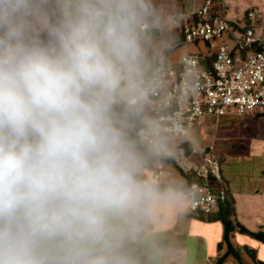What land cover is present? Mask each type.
<instances>
[{
    "label": "clouds",
    "instance_id": "1",
    "mask_svg": "<svg viewBox=\"0 0 264 264\" xmlns=\"http://www.w3.org/2000/svg\"><path fill=\"white\" fill-rule=\"evenodd\" d=\"M153 0H0V264H142L145 226L182 186L148 107Z\"/></svg>",
    "mask_w": 264,
    "mask_h": 264
},
{
    "label": "built area",
    "instance_id": "2",
    "mask_svg": "<svg viewBox=\"0 0 264 264\" xmlns=\"http://www.w3.org/2000/svg\"><path fill=\"white\" fill-rule=\"evenodd\" d=\"M213 4L214 0H202L192 9L169 15L173 29H182V43L203 46L204 51H190L175 61H168L164 50L153 54L155 63L151 71L156 87L148 110L172 129L173 145L171 156L160 158L152 169L146 168V175L151 174L161 185L165 183L163 159L174 156V147L202 119L220 118L229 111L264 112V30L255 29L257 11L248 12L250 27L238 31L225 17L213 13ZM256 45L262 49L254 50ZM213 151L214 146H210L203 152L202 163L196 170L203 182L181 185L185 193L181 199L187 207L179 211V217L208 215L227 201L228 192L221 182ZM151 225L152 221L145 226V237L150 236Z\"/></svg>",
    "mask_w": 264,
    "mask_h": 264
},
{
    "label": "crops",
    "instance_id": "3",
    "mask_svg": "<svg viewBox=\"0 0 264 264\" xmlns=\"http://www.w3.org/2000/svg\"><path fill=\"white\" fill-rule=\"evenodd\" d=\"M201 3L202 0H153L154 7L160 13L166 14L163 17H167L169 11L189 10ZM173 39L174 35H172ZM232 114L242 117V121L236 122L233 128L227 129L222 139H218L219 137L215 135L213 142L200 145L199 154L203 158V152L215 145L213 156L218 160L221 182L228 192L227 201L232 204L233 223L242 224L251 231L264 232V112L237 114L229 111L220 118L207 116L195 126L205 125L204 121L209 118L210 126L216 119L213 126L217 128L221 118L231 119ZM186 141L189 142L187 148H192L189 153L191 155L196 150L193 142L183 139L178 146L183 147L186 153L184 146ZM227 156L229 158H226ZM227 159L231 160L230 166L224 173L222 165H225ZM188 173L190 172H186ZM186 174L183 173L185 180L179 183L180 186L188 183ZM148 176L151 174L148 173ZM172 184L165 182L162 186ZM180 201H183L182 205L174 202L159 207L157 217L152 220L151 234L144 238L140 248L142 264H261L264 262V242L240 231L238 227L231 232L230 243L239 253V257L232 253L221 260L220 258L227 254L228 250V244L222 242L223 223L219 220L207 221L195 214L179 217V211L187 207L184 200ZM227 201L215 212H222Z\"/></svg>",
    "mask_w": 264,
    "mask_h": 264
},
{
    "label": "rangeland",
    "instance_id": "4",
    "mask_svg": "<svg viewBox=\"0 0 264 264\" xmlns=\"http://www.w3.org/2000/svg\"><path fill=\"white\" fill-rule=\"evenodd\" d=\"M224 1V3H223ZM218 12L222 17L227 18V20H232L237 23H246L248 20V12L251 10L257 11L256 18L254 19V26L256 30H264V0H218ZM172 11V10H171ZM175 12V11H173ZM169 13V14H168ZM166 19L169 20V15L172 12H168ZM162 16L166 14H162ZM173 27L171 24L168 25V27L164 31H155L153 35L156 37L158 41H163L166 44V47L163 48L165 51L167 48L172 47L171 53L166 54L168 55V61H175L180 59V57L185 54L189 53L190 51L198 52V51H204L203 46H196L192 43H181L179 45H173L172 43V31ZM166 53V52H165ZM232 117L231 119H228L227 117H223L220 119V123L218 127L215 126V120L212 121V126H210L209 118H207L204 123L205 125L202 126H195L193 127L188 136L185 138L186 140H189L196 145V150L192 152V154L184 153V149L181 146L176 145L174 147V156L173 158L175 161L185 170L186 172H192L197 170L199 165L202 163L201 155L199 154L200 151V145L207 144L210 142H213L215 139V135L218 136V139H222L225 135V131L227 129L233 128V124L236 122L242 121V117L235 115H230ZM203 123V124H204ZM179 143V142H178ZM214 148L215 145L213 144ZM187 156H186V155ZM190 155V156H189ZM226 158H229L227 156ZM231 160H226L225 165H222V169L224 170V173L228 171V168L230 166ZM233 163H231L232 166ZM164 181L168 184H179L181 181L185 180L184 175L181 171H179L173 162H166L164 164V174H163ZM169 181V182H168ZM167 186V185H166ZM181 200V199H180ZM177 201V204L181 205L183 204V201ZM223 208V205H222Z\"/></svg>",
    "mask_w": 264,
    "mask_h": 264
},
{
    "label": "trees",
    "instance_id": "5",
    "mask_svg": "<svg viewBox=\"0 0 264 264\" xmlns=\"http://www.w3.org/2000/svg\"><path fill=\"white\" fill-rule=\"evenodd\" d=\"M218 0H214V4H213V13L214 14H219L218 12ZM183 10V9H181ZM181 10H175V11H181ZM232 28L234 30H238V31H245L247 28L250 27V21L247 20L246 23L244 24H240L237 23L235 21H230ZM173 34L174 35V39L172 40V46L175 44L179 45L182 43V39L184 38V34L182 32L181 28H176V29H172ZM171 49L172 47H169L165 50L166 54L171 53ZM262 49L260 45H256L254 46V50H260ZM209 61H207L208 63ZM154 59L152 61V66L154 65ZM184 146L186 148V153L189 154L191 151V147L187 148L189 146V142L186 141L184 143ZM159 159H152L149 161L148 167L149 169H152L154 167V165L156 164V162ZM164 162H173L175 167L181 171L182 173L186 174V172L183 170V168L175 161V159L173 157L171 158H166L163 159ZM188 176L189 181H199V182H203V178L200 177L196 170L192 171L188 174H186ZM212 183L214 187L218 186V183L216 182L215 178H212ZM233 213V208H232V204L230 202L227 201L225 209L222 210V212H213L211 214L208 215H204V214H199L196 216H199L200 218H203L204 220L207 221H221L224 225V234H223V241L222 242H226L228 244V250H227V254H225L222 258H220L221 260H224L229 254L235 255L236 257H239V253L232 247V244L230 243V234L231 232L236 229L237 227L240 229V231L244 232V233H248L249 235L253 236L254 238H257L258 240L264 242V232L263 231H251L248 228H246L245 226H243L242 224H234L232 219H231V215ZM221 242V243H222ZM261 264H264V262H261Z\"/></svg>",
    "mask_w": 264,
    "mask_h": 264
}]
</instances>
